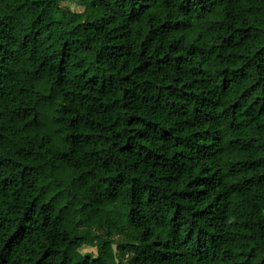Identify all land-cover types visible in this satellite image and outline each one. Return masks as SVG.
<instances>
[{
	"label": "trees",
	"instance_id": "1",
	"mask_svg": "<svg viewBox=\"0 0 264 264\" xmlns=\"http://www.w3.org/2000/svg\"><path fill=\"white\" fill-rule=\"evenodd\" d=\"M0 264H264V0H0Z\"/></svg>",
	"mask_w": 264,
	"mask_h": 264
},
{
	"label": "rangeland",
	"instance_id": "2",
	"mask_svg": "<svg viewBox=\"0 0 264 264\" xmlns=\"http://www.w3.org/2000/svg\"><path fill=\"white\" fill-rule=\"evenodd\" d=\"M64 3H67V4H69V5H71L73 8H75V9H79V5H76V4H74V3H76V2H69V1H65ZM84 251L85 250H89V251H92L93 253H95L96 252V247H95V245H89V246H85V247H83L82 248Z\"/></svg>",
	"mask_w": 264,
	"mask_h": 264
}]
</instances>
